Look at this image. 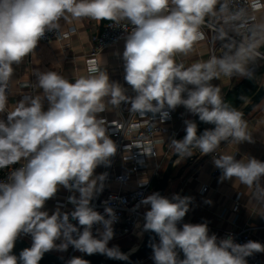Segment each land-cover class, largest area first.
I'll list each match as a JSON object with an SVG mask.
<instances>
[{"label":"clouds","instance_id":"9594fccd","mask_svg":"<svg viewBox=\"0 0 264 264\" xmlns=\"http://www.w3.org/2000/svg\"><path fill=\"white\" fill-rule=\"evenodd\" d=\"M218 0H0V114L5 113L13 64L21 63L37 47L46 31L59 27L61 18H87L97 22L128 21L123 51L124 80L134 97L105 71L95 65L88 74L70 81L55 71L37 74L39 96H25L14 110L0 118V169L24 160L26 163L0 182V264H39L52 250L65 252L72 246L86 255L101 254L112 260H128L117 246L109 247L116 217L111 207L105 215L94 210L91 201L103 191L108 174H95L98 167H110L117 152L107 134L104 98L118 107L130 104L141 116L151 113L164 122L178 106L199 121L211 125L202 132L193 120H185V135L172 138L170 148L179 159L198 149L213 154L222 142H253L242 111L223 99L221 89L211 83L221 75L248 76L240 53L212 55L190 66L178 63L177 54L187 55L196 42L206 17L214 14ZM221 170L220 181L236 178L241 184L264 194V161L254 157L236 159L222 153L213 158ZM71 195V213L58 207L51 215L44 210L60 187ZM192 197L171 198L159 192L144 197V231L159 237L151 245L154 264H247L254 252H264L256 241L235 243L229 236L218 240L209 235L207 223H182ZM211 203V201H206ZM107 204V202H105ZM80 227L70 222L69 217ZM96 227V235L93 229ZM82 227V231L80 228ZM21 235L31 237V246L19 256L13 254ZM61 242L57 244L56 242ZM183 258H180V253ZM67 264H88L75 256Z\"/></svg>","mask_w":264,"mask_h":264},{"label":"crops","instance_id":"0c3cea01","mask_svg":"<svg viewBox=\"0 0 264 264\" xmlns=\"http://www.w3.org/2000/svg\"><path fill=\"white\" fill-rule=\"evenodd\" d=\"M224 0H218V3ZM264 3V0H262ZM259 21L263 25L262 36L255 41L257 49H264V13L259 11L257 13ZM60 27L63 31L70 27H75L74 32L70 38L64 41H53L50 45L43 44L36 48L29 56L19 64H13V76L10 79L9 85L12 88V93L8 96L7 109L14 110L22 95L31 94V96H39L47 110V101L43 98L42 89L38 87L37 74L47 71H55L62 77L74 81L75 79L88 74V67L86 59L93 48L92 33L99 28H102L105 21H94L83 18L75 20L68 16L66 19L61 18L59 21ZM126 40L119 42L117 45L105 49L100 52L98 59V68L105 71L110 81L118 82L126 90V95L130 97L135 96V92L127 85L124 80L125 70L123 61V51ZM226 41L221 35L215 34L213 41L203 40L198 41L193 47V51L184 54H177L176 60L178 63H183L186 67L196 62H203L210 58L212 52L216 56H221L225 53L236 54L240 53V62L244 65L246 70L256 64L255 59L246 52H241L235 45L225 47ZM264 65L260 67L253 75L240 76L234 75L232 77L221 75L219 79H214L211 83L221 89V93L225 102L235 107L237 110H242L253 97H248V93L244 92L242 97L243 102L238 104V98L231 95V91L247 80L255 77V82L258 86L264 85ZM256 91V92H257ZM255 92V93H256ZM110 98H104L105 111L98 114V117L104 116L109 119H118L120 117L119 107L111 105L108 101ZM127 107L130 104H126ZM0 118H4L0 114ZM174 123L178 126L182 125L185 129V120H193L198 122L197 116L189 113L183 106H178L173 111ZM248 123L247 131L251 134L253 142L241 143H227L222 142L217 149L219 154L229 153L234 154L236 159H244L254 157L260 161H264V100L247 116L245 119ZM205 125L203 129L206 128ZM209 126L207 128H210ZM185 134V131L183 135ZM198 149L193 151L192 156H197L190 165H188L182 175L170 181L165 196L171 198L178 194L181 197H192V203L189 206V212L186 213L185 219L188 223H207L209 228V235L215 234L219 240L220 235L227 231H236L245 226L252 227L253 238L256 242L264 244V194L255 193L252 188L241 184L236 178L225 179L220 181V176L213 177L212 173L215 169L212 154L203 155L198 152ZM191 156V157H192ZM190 157H185L179 160L177 171L184 166ZM159 159V158H158ZM152 161L154 164L158 161ZM24 162L20 161L17 164ZM16 164V165H17ZM119 171L124 172V167L119 166ZM100 171L95 170V174ZM261 184H264L262 179ZM204 185L208 186L205 193L201 192ZM112 189H118L116 184H113ZM71 195L79 196L78 192H72L64 189L62 186L58 189L56 195L49 199L44 207L51 215L58 207L63 210V202ZM211 201V203H206ZM96 235V231H93ZM132 236L110 240L109 247L115 246V242L128 239ZM129 248L133 247H122ZM64 255V253H63ZM83 255V253H79ZM264 264V252H261ZM153 253L137 264H154L152 259Z\"/></svg>","mask_w":264,"mask_h":264},{"label":"built area","instance_id":"2783aa9c","mask_svg":"<svg viewBox=\"0 0 264 264\" xmlns=\"http://www.w3.org/2000/svg\"><path fill=\"white\" fill-rule=\"evenodd\" d=\"M259 11L264 13L262 0H224L217 3L214 14L206 17L200 28V31L204 34L203 40L213 41L214 35L218 34L225 39V47L235 45L239 51L249 53L256 61V64L247 70L249 75L255 74L264 65V49L260 50L255 47V41L262 36L263 31V25L257 16ZM131 30L132 25L126 20L121 21L119 24L106 21L102 28L96 29L92 33L94 45L86 59L88 69L92 65L98 67L97 57L99 53L126 40ZM74 32H76L75 27L63 31L59 24L57 29L46 31L36 48L43 44L50 45L56 40L64 41L70 38ZM212 55H215L214 52H212ZM11 93L12 88L9 85L8 96ZM25 96H31V94H24L21 99ZM119 110L120 117L118 119L98 117L105 120L107 134L116 143L117 152L111 158L110 167L101 166L96 169L100 173L106 172L108 177L104 182L103 191L91 201L94 210L105 215V218H108L104 212L105 207L113 209L116 219L112 224L114 234L111 240L143 235L144 214L147 208L143 205L137 207V205L144 197L154 192L155 180L161 178L163 168H165L174 153V150L169 146L170 140L172 138L182 139L184 133L182 125L178 126L174 123L173 111L170 113L169 119L161 122L158 114L153 116V114L148 113L141 116L139 113L130 111V106L127 107L124 103L120 105ZM7 112L9 110L6 107L5 113L2 114L4 118H6ZM218 155L220 154L216 151L211 155V159L213 160L214 156ZM156 159L158 161L151 164ZM24 163L26 161L2 169L0 171V182H7L9 173ZM119 166L124 167V172L119 171ZM220 175H222L221 170L215 167L212 176L218 177ZM113 184H116L118 189H112ZM207 190L208 186L204 185L201 192L205 193ZM67 198L63 202L61 212L71 213L75 210V206L68 203ZM69 219L71 223L80 227L77 221L71 219V216ZM182 223L188 222L183 219L181 225L178 226H182ZM96 227L99 226H94L93 231ZM82 230L81 227L80 231ZM229 236L233 238L235 243L240 244L255 241L250 226H245L236 231L223 232L219 240L226 239ZM20 237L31 243L30 236L21 235ZM60 242L58 240L56 243L59 244ZM54 251L56 250L50 252ZM63 253L72 257L79 255L80 252L69 246L67 251ZM180 258H183L182 252ZM246 261L247 264H262L261 252H254L246 258Z\"/></svg>","mask_w":264,"mask_h":264},{"label":"water","instance_id":"95a60500","mask_svg":"<svg viewBox=\"0 0 264 264\" xmlns=\"http://www.w3.org/2000/svg\"><path fill=\"white\" fill-rule=\"evenodd\" d=\"M264 100V85L260 86L258 91L253 95L250 99L249 103L241 110L244 114V119ZM199 152V151H198ZM200 153V152H199ZM196 155L192 156L188 159L187 163L182 166L176 175L174 173L178 169L179 158L173 153L170 159L168 160L166 167L163 171L161 178L158 181L157 192L161 195L165 196L167 188L171 180L180 177L184 171V169L190 165V163L196 159ZM159 237L155 236V234L151 231H146L144 238L141 243L134 249L129 248H119L122 253L128 255V260H112L107 258L105 255L101 254H93V255H75L80 256L81 258L88 261V264H137L147 257H149L152 252L151 245L153 243H158ZM31 246V243L25 240L22 237H19L15 243V247L13 249V254L19 256V253L24 249ZM67 255H60L54 252H47L44 254L43 258L39 262V264H67V261L71 258Z\"/></svg>","mask_w":264,"mask_h":264},{"label":"trees","instance_id":"16d2710c","mask_svg":"<svg viewBox=\"0 0 264 264\" xmlns=\"http://www.w3.org/2000/svg\"><path fill=\"white\" fill-rule=\"evenodd\" d=\"M264 67V66H263ZM264 69V68H263ZM257 88H258V86H257V84H256V82H255V77H252V79H250V80H247L245 83H242V84H240L239 86H237V87H235L234 89H233V91H231V93H229V94H233V95H235V96H237V98L239 99L238 100V104H240V103H242L243 102V100H244V98L242 97V95H243V93L244 92H247L248 93V97H251L252 95H254L255 94V92L257 91ZM196 122V121H195ZM197 123V125H198V131H200V132H202L204 129V127H205V125L206 124H204V123H202V122H200V121H198V122H196ZM209 126H211V125H208V126H206V128L207 127H209ZM185 135V134H184ZM183 135V136H184ZM16 165V164H15ZM2 169H0V171H1ZM156 191H157V187H156ZM55 252V251H54Z\"/></svg>","mask_w":264,"mask_h":264},{"label":"rangeland","instance_id":"374dc122","mask_svg":"<svg viewBox=\"0 0 264 264\" xmlns=\"http://www.w3.org/2000/svg\"><path fill=\"white\" fill-rule=\"evenodd\" d=\"M166 167V166H165ZM165 168H163V171H164ZM158 181H159V178L155 180L154 182V185H153V191L154 192H157L156 191V187L158 185ZM143 230V229H142ZM146 231L143 230V235L142 236H132L128 239H124V240H121L120 242H115V246H122V247H133V248H136L142 241V239L144 238V235H145ZM115 241V240H114ZM54 253L56 254H60L62 255L63 252H59V251H55Z\"/></svg>","mask_w":264,"mask_h":264},{"label":"bare ground","instance_id":"6f19581e","mask_svg":"<svg viewBox=\"0 0 264 264\" xmlns=\"http://www.w3.org/2000/svg\"><path fill=\"white\" fill-rule=\"evenodd\" d=\"M134 249V248H133Z\"/></svg>","mask_w":264,"mask_h":264}]
</instances>
